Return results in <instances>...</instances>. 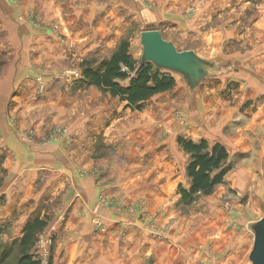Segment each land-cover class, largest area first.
<instances>
[{"label":"rangeland","instance_id":"obj_1","mask_svg":"<svg viewBox=\"0 0 264 264\" xmlns=\"http://www.w3.org/2000/svg\"><path fill=\"white\" fill-rule=\"evenodd\" d=\"M34 1L0 0V264H15L16 257L20 254L19 240L22 230L31 218L38 217L46 221L44 229L37 233L36 242L30 249L38 256L40 264H63V253L57 258L55 256L59 249L65 247L60 244L59 237H72V229H64L66 216L72 207L66 201L72 184L60 183L59 189L51 188L50 184V193L44 190L37 198L29 200L28 204L26 202L25 207H16V203L12 206L10 200L16 193L9 191V173L13 168L8 164L15 160V155L12 149L8 148L7 135L15 133L25 144H36L42 138V143L49 144L56 139H63L69 129L76 126L78 119L85 122L91 121L88 118H94L100 122L105 121L107 115L110 116L105 121L107 123L115 120L122 122L119 126L122 130L119 137L110 145L97 143L98 146L91 154V164L81 166L74 159L66 160L65 164L67 170L75 168V171H72L74 177L79 175L81 178L93 179L98 190L96 203L109 214V217L103 215L104 213L88 216L92 233L106 235L110 230L106 221L121 215L126 219L145 220L148 226L151 224L154 227L147 228L148 233H151L152 237L163 238L164 231L152 222L155 216L160 215L162 207H150L145 200L149 198L148 195L153 198L159 188V184L155 183L157 174L151 167L158 166V161L161 162L162 158L155 154L166 150L168 156L176 157L175 173L170 174L172 188L167 185L170 189L166 195L169 199L176 198L173 206L176 213L180 216L190 215V227L182 230V233L179 231L181 234L175 241L176 255L169 257V253H165L161 263L251 264L248 259L253 247L251 226L264 216V159H256L253 156L244 162L248 163V168L254 172L255 178L252 184L240 185L244 188L241 191L239 186H234L232 182L237 178V161L242 154H233L231 149L229 152L227 150L229 169L222 183L208 195L199 194L193 201L184 202L180 199L178 185L186 187L188 184L185 167L190 157L180 149L172 151L170 143L165 141V136H159V142L156 143H153V138L156 129L165 134L167 132L174 138L178 133H184L190 119L203 121L202 119H207L213 113V109H205L201 120L200 116L194 114L189 118L182 109L186 96L203 95L206 102L211 101L212 108H232L235 110L234 115L241 113L238 116L255 109V105L250 108L253 102H264V94L260 95L259 89L254 87L260 85L264 93V0H101L102 7L109 13L107 18L111 23L106 24L108 29L113 31V35L120 34L117 38L120 41L129 43L128 50L136 64L141 55L140 33L145 29H159L163 38L174 43L178 50L194 49L202 56L219 62L221 66L218 75L205 78L194 90L186 86L179 74L169 71L168 74L176 79L174 88L151 96L145 101L141 111L123 107L124 103L117 97H108L105 93L107 91L82 81L84 68H96L98 61L106 56L100 51L91 52L89 44L81 43L77 39L72 38L73 42L70 39L67 41L65 29L74 30L77 27L75 24L78 23L81 29H94L97 32L101 29L96 23L97 18L78 14V19L73 21L70 18L60 20L58 16L49 19L44 12L45 7L41 5L36 8ZM69 4L64 2L62 7L66 9ZM113 5H117L116 10ZM106 40L110 41L108 38ZM57 78H62L64 82H54ZM48 81L51 82L49 85ZM128 81L122 80L121 84L126 85ZM252 90L258 94L249 96ZM90 91L100 92L99 98L92 96ZM241 95L249 96V100L236 108ZM100 101H107L108 105L104 109L108 110L107 115L100 113L101 110L98 109L90 112V106L97 105ZM169 102L174 104L173 119L166 125L167 129L166 126L157 128L153 120L157 124V118L161 117L163 122L165 116L159 110L169 105ZM190 104L193 107L197 105L195 97ZM40 125L45 132L41 137L38 134ZM134 127L136 131H133ZM126 133H134L135 141L142 143L137 148L147 154L144 160L135 162L144 165H141L138 175L137 172L129 174L126 171L128 175L123 174L117 178L116 174L110 173V168L121 161L118 160L120 155L122 160H126L125 154L131 148L124 142ZM229 133L230 130L227 131V134ZM66 146V150L74 149V141L66 143ZM113 156L115 157L112 158ZM170 156L168 158H171ZM54 168H45L42 171L50 172L51 179ZM117 169L120 172L121 169ZM134 175L140 176L141 181L133 184L130 189L151 193H147L146 197L137 193L131 199H123L124 195L119 193L124 189L119 185L132 179ZM39 179L35 192L40 191L44 174L39 176ZM141 182L144 184H140ZM77 195L79 193L75 191L70 195L72 203L77 201ZM42 197H45L44 201L47 202L44 209ZM24 220H27L26 223ZM59 220L57 228L55 225ZM192 222L196 223L193 229ZM197 223L201 224L202 229L197 227ZM212 224L217 225L223 237H226L225 233H229V240L226 241L219 235L216 237L218 244L213 243L210 235L213 234ZM127 230L128 226L119 224L114 234L118 235V239H124ZM166 242L167 245L170 244L167 239ZM142 249L131 258L121 256L123 263L154 264L152 259L148 262V257L141 256ZM194 254L192 259L190 255ZM133 257L135 261L130 263Z\"/></svg>","mask_w":264,"mask_h":264},{"label":"crops","instance_id":"obj_2","mask_svg":"<svg viewBox=\"0 0 264 264\" xmlns=\"http://www.w3.org/2000/svg\"><path fill=\"white\" fill-rule=\"evenodd\" d=\"M64 2H66V5L68 4V2L70 3L69 7H67L66 9L62 7V4H64ZM34 4L36 8L43 5L45 7L44 12L46 13L47 17H49V19L58 16L60 20H64V18H70L71 21H73L75 19H78L76 17L78 16V14L93 19L96 17V23L99 28H101L99 29L100 32H98L99 30H97L96 32L94 29H81L79 24L76 23L75 25L77 27L74 30L65 29V33L68 37L67 41L69 39L70 41H72V38L73 40L77 39L81 43L89 44V50L91 52H102L106 57L101 58L98 61V64L103 59L109 58L113 50L116 48V45L120 41L119 39H117L119 38L120 34H114L116 37L114 38V35L112 34L113 31L111 32L108 29L107 25L108 23H111L109 21V18H107V16H109V13L105 8L102 7L101 0H35ZM116 6L117 5L112 6L115 8L114 10H116ZM104 11L106 14L104 13ZM130 12L132 11L130 10ZM63 15L68 16L63 17ZM83 37L85 38L84 40L82 39ZM107 38L110 41L106 40ZM191 50L196 52L202 58L204 57L210 59L205 55L202 56L194 49ZM57 79H54V82H64L61 80L62 78ZM49 81L47 85L51 83ZM254 87L255 89H259L260 95L264 94L261 91L262 88L260 85H254ZM253 90L249 95L251 97L258 94L257 91ZM90 93L92 96H98L99 98L100 92L90 91ZM105 93L108 97H111L109 92ZM198 95L199 94L195 96L193 95L192 97L186 96V101L183 104L182 109H184V112L189 115L188 117L190 118V116L194 114L200 116L201 118H199V120H201L202 116L204 115L203 110L205 109H213V113L210 114L207 119H202L203 121H195L190 119V121L187 123V128H185L184 133H178L174 138H171V134H168L167 132L165 134V132H163L162 130L159 131L156 129L154 133L153 143H156L157 141L159 142V136H165V141L170 143L172 151L180 149V151L184 153L186 152L178 142L179 138L193 140L195 142L199 140H207L209 143H211V145L215 143L224 144L228 152L229 149H231V153L233 154H242L241 156L239 155L240 159H238L237 161L238 165L236 169L238 171L235 175L237 176V178H235V181H233L232 184L234 186L238 185L241 191H243L244 188L240 185L252 184L255 178L254 172L248 168V163L244 164V162L249 161V159H251V157L253 156L256 159H264V102H253V105H251L250 108H253V106L255 105V109H250L247 114L242 113V116H238L241 113L238 112V115H234L233 111L235 110L232 108L226 109L222 106H215L214 108H212L213 104L211 103V101L206 102L203 98V95ZM249 96L241 95V98L238 99V103L235 107L238 108L240 107V104L242 102H247L249 100L247 97ZM194 97L196 98L197 105L193 107L191 106L190 101ZM119 101L123 102L121 100ZM123 103V107L128 108L129 110L131 109L141 111L143 109V105L137 109L126 107L125 102ZM107 105V101H100L97 105L92 104L90 106L92 108L90 112L98 109L101 110L100 113L104 112V114L107 115L108 110H104ZM209 105L211 106L208 107ZM166 106L159 110L160 113H163V115L165 116L163 122L161 117L157 118V124L152 119L155 123L154 125L157 128H164V126L168 125L170 123V120L173 119L172 117L174 112H172V109L174 107V104H171L169 102V105ZM106 118L109 119L110 116L108 117L107 115ZM88 119L91 121L84 122L78 119L75 123L76 126H72L73 128L71 127V130L69 129V132L67 133V135L65 134V136H63V139H56L55 142H51L49 144L45 142L42 143L43 138L40 142H36V144H25L20 141L15 133L7 135L8 148L12 149L15 155V160L12 163L9 162L8 164L9 167L12 166L13 168L9 173L11 178L9 181V186H11V188H9V191L16 193L15 197L13 199L11 198L10 200L12 206L14 203H16V207H25L26 202L28 204L29 200L37 198L39 196V193H42L44 190H46L47 193H50V184L51 188L54 187L56 189L57 187L59 189L61 188L60 183H70V185H72L71 189L69 188L67 192L66 201H68L69 205L72 207L69 211V214H67L66 216L67 223L65 224L64 229H72V237H59L60 244H63L65 247L64 249L63 247L61 248V250L59 249V252H57L55 256L57 258L60 253H63V262L61 263L124 264L121 256H123V258L125 256H129L128 258H131V256H134L135 253H140V249L143 248V252L141 255L142 257H148V262H150V259H152V263L162 264V258H164L165 253H169V257H174L176 255L175 241L182 233V230H187L190 227V215L180 216L179 213H176L175 209L173 208L176 198L169 199L166 195L168 194V191L170 189L169 187H171L172 185L170 174L175 173L174 171L176 170V157L169 155L171 158H168L169 156L167 154L169 153H167L166 150L161 151L160 154H155V156H157L158 158H162L161 162L158 161V166L151 167L157 174L158 178L155 183L157 185L159 184V188L156 189L157 192L153 194V198H150V195H148L149 198H146L145 200V202L148 203L150 207H162L160 215L158 214L157 216H155L152 222L156 223V226H158L160 230L164 231L163 238L152 237L151 233H148V229L152 228L153 225L149 224L148 226V223H146L145 220H132L130 218L126 219L121 215L114 220L109 219L106 221L108 227H110V230L106 235H94L91 231V223L89 220H87L88 216L94 213H104L103 215L109 217V214L108 212H105L106 210L104 208L102 210L100 205L96 203V195L98 194V190L94 184L93 179L88 177L81 178L79 177V175L74 177L72 171H75V168L72 170H67L65 164H67L66 160L72 159L78 161L80 165L86 164L85 166H87L89 163L91 164L93 161L91 154L94 151V148L98 146L97 143L104 142L105 144L110 145L111 142L115 141L122 131L119 128V126L122 125V122H117V120H115L112 123H107L105 122L107 119L100 122H98L94 118ZM165 128L167 129V126ZM133 129V131H136V127H134ZM228 130H230V135L227 134ZM38 132L40 137L44 135L45 132L42 125L38 127ZM127 134L128 133H126V135ZM40 137L38 138V141ZM125 138L126 140L124 142L128 144L129 147H131L125 154L126 160H122L120 158L121 155L120 157H118V155V160L121 161L117 163L116 166L111 165L110 168V173L116 174L117 178H120L123 174L124 176L128 175L127 173H125L126 171L129 174L130 172L131 174L137 172L136 174L138 175V171H141V165H143V163L140 164L135 162H137V160L139 159L144 160L147 154L145 151H141L137 148L142 143L140 141H135L134 133L127 135V137ZM71 140L74 141V149L66 150V143H69ZM167 149L170 148L167 147ZM33 152H35V154H33ZM114 157L115 156H113L112 158ZM188 161L189 160H187V163ZM51 167L56 168H54L55 172L53 173V178L49 179L50 172H43L42 170H44L45 168L51 169ZM157 167L161 168V170H159ZM117 168L121 169L120 172H118ZM42 174H44V179H42L41 181L40 191L35 192V186L38 185L37 182L40 180L39 176H41ZM137 175H134L132 179L125 180L124 182H122V179H120L122 183L121 185H119V187L123 188L124 190L121 191L119 195H121L122 193V195H124L123 199H131V197L137 193H142L145 197L147 196V193H151L149 191H135V189H130L133 184L139 183V181H141V177H137ZM163 178H166L164 182L162 181V183H159ZM56 183L58 185H56ZM140 184L144 183L141 182ZM167 185H169V187H167ZM74 191L79 193V195H77V201L75 203H72L70 195H72ZM13 193H11V195ZM36 194L38 195L36 196ZM44 199L45 197L41 198L42 201H44ZM17 201H19V203H17ZM45 204H47V202L44 201L42 205L43 209L46 208ZM26 221L27 220H24L23 222L26 223ZM59 223L60 220L55 225L57 228L59 226ZM212 223L215 224V222L213 221ZM119 224L128 226V230L125 233L124 239H118V235L114 234L115 228ZM214 224H212L214 226L212 228L213 234H210L211 241L213 243H217L218 239H216V237H218L219 235H221L224 240L228 241L229 233H225L226 237H223L222 233L218 231L219 229L217 228V225ZM62 225L63 223L60 227H62ZM195 225L196 223L194 224V222H192V229L195 227ZM197 227H201L202 229V226L199 223H197ZM144 231H146L147 233H145ZM179 231L181 232L180 234ZM166 239L170 244L167 245ZM191 256L193 259L195 254L190 255V257ZM134 261L135 259L133 257L132 260H130V263H134Z\"/></svg>","mask_w":264,"mask_h":264},{"label":"trees","instance_id":"obj_3","mask_svg":"<svg viewBox=\"0 0 264 264\" xmlns=\"http://www.w3.org/2000/svg\"><path fill=\"white\" fill-rule=\"evenodd\" d=\"M128 46L127 41H120L109 58L102 60L96 68H84L82 81L109 92L112 97L125 102L126 107L138 109L151 96L172 90L176 82L173 75L157 70L150 63L140 64L139 61L136 64ZM122 67L126 71H122ZM130 71L135 72L133 76L129 75ZM125 79L129 80L127 84H121ZM178 142L190 157L185 167L188 184L186 187L178 185V192L182 201L191 202L199 194L208 195L222 183L229 169V156L222 143L211 145L207 140L195 142L183 138ZM45 225L46 221L38 217L27 221L19 240L20 254L15 264H40L38 256L30 249Z\"/></svg>","mask_w":264,"mask_h":264},{"label":"water","instance_id":"obj_4","mask_svg":"<svg viewBox=\"0 0 264 264\" xmlns=\"http://www.w3.org/2000/svg\"><path fill=\"white\" fill-rule=\"evenodd\" d=\"M141 45L140 64L150 63L157 70L179 74L190 90L202 81L218 75L221 67L215 60L202 58L191 49L178 50L174 43L163 38L159 29H145L139 35ZM253 247L248 259L251 264H264V216L252 226Z\"/></svg>","mask_w":264,"mask_h":264},{"label":"built area","instance_id":"obj_5","mask_svg":"<svg viewBox=\"0 0 264 264\" xmlns=\"http://www.w3.org/2000/svg\"><path fill=\"white\" fill-rule=\"evenodd\" d=\"M121 69H122V71H126V69H125L124 67H122ZM162 71H163L164 73H167V74L169 73V71H167V70H162ZM133 73H135V72L130 71V72H129V75L131 76V74H133ZM133 75H134V74H133ZM133 75H132V76H133Z\"/></svg>","mask_w":264,"mask_h":264}]
</instances>
